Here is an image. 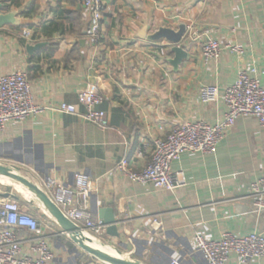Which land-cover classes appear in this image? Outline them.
Here are the masks:
<instances>
[{"label": "crops", "instance_id": "0c3cea01", "mask_svg": "<svg viewBox=\"0 0 264 264\" xmlns=\"http://www.w3.org/2000/svg\"><path fill=\"white\" fill-rule=\"evenodd\" d=\"M3 12L17 13V26L0 28V77L23 71L36 105L50 108L23 122L9 123L0 135V166L44 191L52 177L66 185L75 174L91 181L90 208L98 217L111 209L117 236L104 233L95 247L142 264H206L193 237L219 240L264 236V208L246 198L250 185L264 178V127L241 117L213 154L185 153L172 164L185 185L173 192L129 181L115 170L125 158L140 171L153 151V140L182 122L214 125L226 113L223 96L240 69H254L264 88V0H100L101 39L91 43L83 0H0ZM193 25L201 40L223 48L237 44L242 55L222 50L204 62L197 42L183 36L178 47L187 56L177 68L165 39L150 41L160 28L178 31ZM143 30L145 38L139 35ZM30 33L24 38L22 33ZM96 86L108 127L103 131L81 116L56 107L77 106V93ZM216 86L218 98L203 104L200 90ZM145 146L144 159L137 151ZM17 202L43 227L53 258L48 264H104L81 251L63 234L44 207L23 187L0 179V195ZM1 200H6L0 196ZM161 226L156 229L152 220ZM23 238L30 237L18 230ZM93 245V246H94ZM27 245L23 249H27ZM28 252V250H26ZM227 264H239L231 254ZM247 264H264V258Z\"/></svg>", "mask_w": 264, "mask_h": 264}, {"label": "built area", "instance_id": "2783aa9c", "mask_svg": "<svg viewBox=\"0 0 264 264\" xmlns=\"http://www.w3.org/2000/svg\"><path fill=\"white\" fill-rule=\"evenodd\" d=\"M83 10L88 19L87 34L92 44L97 45L101 39V22L103 6L100 0H83ZM24 38L30 33L24 31ZM185 36L197 42L200 56L204 62L218 59L222 50L231 54L242 55L243 48L237 44H226L223 48L211 38L201 40V35L193 25L185 26ZM254 69H240L234 84L226 89L223 101L226 113L221 121L214 125L198 120L178 123L163 138L153 140V151L149 160L140 171L130 168L125 158L115 164V170L129 181L150 185L154 189L170 192L185 185L181 174L171 172L172 164L185 153L213 154L237 119L253 117L264 127V88L253 76ZM203 104L214 103L218 98L216 86L200 90ZM78 106L84 113L78 114L77 106L63 103L56 110L65 115L81 116L85 121L105 130L109 122L105 111L99 109L102 98L95 85H86L77 93ZM48 107L36 105L33 101L31 84L23 71H14L0 77V135L12 122H23L37 117L49 110ZM145 146L137 151V158L144 159ZM45 194L54 205L74 223L91 243L100 237L105 227L90 208L91 181L85 174H75L72 181L64 185L57 179L49 177L43 181ZM257 209L264 208V178L253 182L246 195ZM158 229L161 224L152 220ZM18 230H25L30 237H21ZM43 227L35 216L23 209L17 202L0 199V264H48L53 258ZM27 245L28 252L23 249ZM193 247L206 264H227L231 254L238 258L239 264L264 258V236L251 233L237 237L225 232L219 240H207L202 235L193 237ZM171 264H178L172 261Z\"/></svg>", "mask_w": 264, "mask_h": 264}, {"label": "water", "instance_id": "95a60500", "mask_svg": "<svg viewBox=\"0 0 264 264\" xmlns=\"http://www.w3.org/2000/svg\"><path fill=\"white\" fill-rule=\"evenodd\" d=\"M19 21L17 19V13L15 12H3V5L0 1V28L4 26H17ZM146 30H143L139 35L141 38H145ZM185 34V25H181L178 31L173 32L170 29L160 28L154 35L148 37L150 41H158L165 39L170 45H172V53L175 57L171 61L172 66L177 68L183 58L187 56V53L178 44L181 42ZM0 179L16 183L26 189L47 211V213L54 219L61 232L65 234L81 251L89 255L91 258L104 264H142L140 261H128L113 253L106 252L105 250L95 247L91 241L83 235L80 229L72 223L63 213L54 205V203L48 198L44 191L39 189L31 182L19 178L7 169L0 166ZM3 198H14L10 194L0 195ZM98 219L102 225L106 228L107 233L112 236H117V224L119 222L115 218V214L111 209H101L98 212Z\"/></svg>", "mask_w": 264, "mask_h": 264}, {"label": "bare ground", "instance_id": "6f19581e", "mask_svg": "<svg viewBox=\"0 0 264 264\" xmlns=\"http://www.w3.org/2000/svg\"><path fill=\"white\" fill-rule=\"evenodd\" d=\"M94 245V244H93ZM95 246V245H94Z\"/></svg>", "mask_w": 264, "mask_h": 264}]
</instances>
